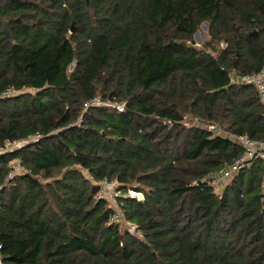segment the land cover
Instances as JSON below:
<instances>
[{
    "label": "trees",
    "instance_id": "trees-1",
    "mask_svg": "<svg viewBox=\"0 0 264 264\" xmlns=\"http://www.w3.org/2000/svg\"><path fill=\"white\" fill-rule=\"evenodd\" d=\"M262 69L264 0H0V148L42 135L0 153L5 263L264 264V160L214 184L243 154L231 135L264 141L237 80Z\"/></svg>",
    "mask_w": 264,
    "mask_h": 264
},
{
    "label": "built area",
    "instance_id": "built-area-1",
    "mask_svg": "<svg viewBox=\"0 0 264 264\" xmlns=\"http://www.w3.org/2000/svg\"><path fill=\"white\" fill-rule=\"evenodd\" d=\"M237 80L241 83L254 86L260 96V100L264 105V69L239 76ZM20 91V90H19ZM18 94V89L14 87L7 88L3 93L2 97H11ZM100 99L96 98L92 101V104H99ZM120 111L123 110L122 106H119ZM42 135L37 133L32 135L29 139L19 140H7L4 145L0 148V153H8L13 150L19 149L25 144L31 141H37L41 139ZM231 138L238 143L243 149V154L233 164L227 166L220 174L219 178L223 179L225 183L230 181L236 174L242 169L250 167L255 161L261 159L264 160V141L255 140L248 136L231 135ZM11 171L7 176V180L13 179L15 174L20 171V165L17 159L10 161ZM99 185V191L97 198L107 201L113 208L111 214V221L118 223L122 228H128L132 233L136 232V226L131 222L124 220V215L121 210V199L127 197V194L122 193L118 189L116 181L102 180L97 183ZM130 195L142 198L141 193H135L130 191ZM0 264H7L0 255Z\"/></svg>",
    "mask_w": 264,
    "mask_h": 264
},
{
    "label": "rangeland",
    "instance_id": "rangeland-1",
    "mask_svg": "<svg viewBox=\"0 0 264 264\" xmlns=\"http://www.w3.org/2000/svg\"><path fill=\"white\" fill-rule=\"evenodd\" d=\"M209 35H208V24L207 23H203L200 27V29L195 33L194 37H193V44L196 46H202L205 42H208L209 40ZM223 46H225L223 44ZM30 91V90H29ZM23 92H26V90H18V94H21ZM229 182V181H228ZM224 181L223 179H218L214 184L216 186V192L221 193V189H222V185ZM213 184V185H214Z\"/></svg>",
    "mask_w": 264,
    "mask_h": 264
},
{
    "label": "water",
    "instance_id": "water-1",
    "mask_svg": "<svg viewBox=\"0 0 264 264\" xmlns=\"http://www.w3.org/2000/svg\"><path fill=\"white\" fill-rule=\"evenodd\" d=\"M170 124V122H169ZM211 131L214 133V134H218L220 132V127L218 125H215V126H212L211 127Z\"/></svg>",
    "mask_w": 264,
    "mask_h": 264
},
{
    "label": "crops",
    "instance_id": "crops-1",
    "mask_svg": "<svg viewBox=\"0 0 264 264\" xmlns=\"http://www.w3.org/2000/svg\"><path fill=\"white\" fill-rule=\"evenodd\" d=\"M224 183H225V181H224ZM224 183H223V184H224ZM223 184H221V185H223Z\"/></svg>",
    "mask_w": 264,
    "mask_h": 264
}]
</instances>
